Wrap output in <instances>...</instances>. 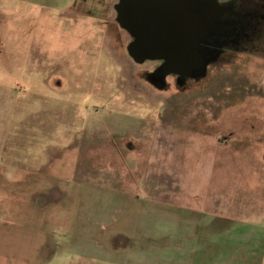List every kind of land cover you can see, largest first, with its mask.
Masks as SVG:
<instances>
[{"label": "rangeland", "instance_id": "obj_1", "mask_svg": "<svg viewBox=\"0 0 264 264\" xmlns=\"http://www.w3.org/2000/svg\"><path fill=\"white\" fill-rule=\"evenodd\" d=\"M118 2L0 0V264L53 187L46 264H264V52L152 83Z\"/></svg>", "mask_w": 264, "mask_h": 264}, {"label": "flooded vegetation", "instance_id": "obj_2", "mask_svg": "<svg viewBox=\"0 0 264 264\" xmlns=\"http://www.w3.org/2000/svg\"><path fill=\"white\" fill-rule=\"evenodd\" d=\"M219 3L217 2L222 9L219 18L222 28L218 34L207 39L203 52H196L198 47L195 46V52L192 55L193 67L189 73L177 71L173 67L174 65L161 58L135 59L140 63L145 61L158 63L154 71L155 75L151 77L152 83L164 87H167L171 82L177 86H185L184 80L201 76L210 62L212 63L225 53L264 52V0H227ZM193 7L196 9V2ZM131 39L133 42L134 39L132 37ZM171 78L174 81H170ZM40 179L42 180V178ZM72 196L71 192H62L58 195L55 187L40 192L36 196V204L39 207L32 209L34 224L25 223L26 218L24 217L23 223L19 227L25 232L33 231L39 242L33 244V256L30 254L32 248L25 249L29 251V254L26 251L28 259L26 261L22 259L20 262L46 264L57 254L60 245L57 242L56 228L59 226L53 218L57 216L59 202L61 205L65 204L67 207L65 211L71 214ZM48 206L49 208L42 209V207Z\"/></svg>", "mask_w": 264, "mask_h": 264}, {"label": "water", "instance_id": "obj_3", "mask_svg": "<svg viewBox=\"0 0 264 264\" xmlns=\"http://www.w3.org/2000/svg\"><path fill=\"white\" fill-rule=\"evenodd\" d=\"M115 9L117 22L134 39L128 46L133 58H161L181 73L193 67L189 52L195 46L203 52L222 28L216 0H119Z\"/></svg>", "mask_w": 264, "mask_h": 264}]
</instances>
